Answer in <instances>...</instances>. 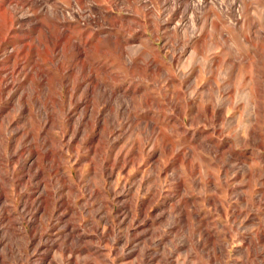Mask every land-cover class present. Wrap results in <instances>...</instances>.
<instances>
[{"label": "rangeland", "instance_id": "obj_1", "mask_svg": "<svg viewBox=\"0 0 264 264\" xmlns=\"http://www.w3.org/2000/svg\"><path fill=\"white\" fill-rule=\"evenodd\" d=\"M29 1L31 0H13L10 4L11 8L14 6L19 8H17V17L26 15L30 19L23 23H16L14 28L17 31H5L7 41L0 48V70L4 71L2 75L5 76L3 83H10L13 86L12 93L6 94L0 104V143H2L0 146L3 148L0 147V260L2 264H30L26 262L27 255L32 254L33 260H38L48 249L51 250L50 257L52 255L61 256V252L51 246L57 243H66L68 246L72 244L74 253L68 252L67 256L69 255L71 259H78L77 262L80 264H133L132 257L127 254L128 251L141 249L145 244L150 245L151 253L162 254L166 252L173 260L178 261L173 264H206V262L212 264L207 256V251H195L190 253V257L186 256L187 251L194 248L197 240L203 239L199 234L201 228H208L214 241L226 246L227 251H224V254H219L224 264H255L256 259L260 261L262 257L253 256L251 255L252 252H249L251 251L249 243L251 240H256L257 236L264 232V228H262L264 227V124L258 121L255 125L258 132L257 140L244 141L245 143L238 140L240 137L243 139L249 137L250 126L248 125L254 123L249 119L251 117L250 109H246L248 107L246 100L248 99H246L247 94L244 90L246 91V87H248L247 81H243V75L240 74L221 73L222 69H225L224 66L219 68L218 73L221 74L218 76L217 73L214 78L220 84L221 89L213 92L212 96H215L213 102L223 105L225 115L228 118L215 120L212 122L213 124L200 122L195 125L191 124L190 116L187 114L186 123H184L185 129L188 130L186 133L182 127L181 122L183 120L179 110L183 104L182 91L185 90L181 85L179 71L186 61L198 64L199 68L202 69L198 79L200 87L206 83V71L210 69L212 64H230L231 62L228 60L235 56L245 58L250 63L258 64L264 71V35L255 31L254 33L251 32L247 24L242 25L240 23L239 28L231 25L236 23L237 19L242 20L246 17V19L253 18V21L261 23L260 27H264V0H207V3H204L202 7H196L195 11L191 9L194 6L193 1H196L195 4H197L199 0H181L182 2L179 0H164L165 2L163 0H113L114 7H110L108 0L102 1L104 5L93 2L102 10H105L106 7L110 9L109 17L113 23V30L118 35L119 42L126 44L124 45L126 49L129 47L127 53L121 55L117 45L108 39H104V44L100 47L103 49L98 50V52L90 49L93 45L87 46L86 51L82 54L76 50L72 52V49L67 46L64 52L61 51V47L51 49L50 56L27 46L29 42L31 45H36L40 27L35 28L34 25L45 19L43 7L50 5V3L59 2L68 15L69 8H74V6L66 3V0H49L42 5L39 3L37 7L32 8V11H29L31 8L29 5H23V7L21 4ZM34 1L37 0H33V3ZM87 2L90 3L89 0ZM70 20L76 22L77 18L70 16ZM142 25L145 27L143 35ZM57 28L52 27V31L55 33L64 31L70 33L74 41H83L88 36H96H91L93 39L98 36L91 33L92 30L86 31L87 28L103 31L108 30L110 25L106 23L101 25L89 24L87 28L78 29L70 24H65ZM156 30L157 33H155ZM221 31L227 39L226 44L221 38ZM245 31L248 32L245 34ZM103 34L107 35L106 32ZM244 34L250 38V42L245 41V43L240 38ZM148 36L151 37L152 44L146 40ZM185 39L189 40L186 50L183 49ZM137 46L140 50L136 49ZM194 50L199 51L197 57H193L191 53ZM17 51L19 54L11 57V54ZM130 56H133V62L129 60ZM220 58L226 59L228 63L220 62ZM246 61L241 63L243 70L247 68L246 64L248 63ZM35 63L38 64V69L45 70L47 73L50 72L55 76L52 78L51 91L54 96L58 95L55 96L58 99L59 93L63 94L65 100L62 108H66L70 103L68 99L70 95L81 98L79 105L73 104L71 106V116L77 118L81 108H86L87 114L94 109L100 113L99 117L104 121L112 111L116 127L114 132L107 135L102 132V129H95L93 134H90L92 137L95 136L94 140L89 139L80 145L78 141H70V121L66 120L64 112L60 110L61 108L54 102L55 100L45 98L41 92L38 93L39 99L43 104L45 103L48 111L54 113L56 120L54 121L56 127L49 129L50 141L43 144L39 138L38 129L44 121V110L33 104H31L33 115L28 111L18 112L14 110V103L17 102L19 94L29 88L28 72L33 69ZM59 63L64 64L63 70L58 66L55 67L54 64ZM82 63L91 68V72L88 71L85 80L80 78L78 83L73 72L75 73L77 67ZM133 63L132 67L128 65ZM146 64L158 65L162 70L156 72L157 75L149 70ZM144 69L145 71H143ZM214 69L217 70V68ZM172 76L175 80L171 79ZM59 81H65L61 87H59ZM97 82L101 86L98 91L108 93L114 90L118 99L111 103L107 100L92 99L90 92L84 91V89L95 86L98 84ZM230 84L233 88L232 92ZM36 86L38 89L44 87L42 81L39 80ZM75 88L77 89L73 90ZM127 91L128 93L125 94ZM174 94L176 95L174 96ZM261 95L264 102V92ZM250 98L255 100V95L250 94ZM176 99L179 102H175ZM199 99L197 105L200 109L205 108L207 98ZM50 101L53 102V105ZM10 114L14 122L12 121V125L7 129L4 119ZM61 126L65 127V135L60 131ZM16 127H20V132L11 131ZM161 127L163 130L160 129ZM9 131H11L10 136ZM25 131L30 134L23 138ZM203 131L205 132L201 133ZM100 133L104 135L103 138H99ZM191 139L195 140L194 143ZM201 140H206V143L212 145L215 148L214 152L198 147L197 145ZM68 141L71 144L68 145ZM217 146L219 148H216ZM12 148L16 149L19 153L18 158H21V162H17L18 164L10 158L9 150ZM95 148L98 153L94 151ZM138 148H142L141 151ZM48 149L54 150V170L48 169L47 163L43 164L42 160H39L42 158V153ZM190 153L192 154L191 159L197 167L195 175L191 174L187 165L179 160L180 154L188 155ZM36 161H38V166H33L30 170V166L34 165ZM122 164L126 166L123 169L121 168ZM223 164L226 166L223 167ZM57 166L59 168H56ZM39 167H43V172L33 177V174L39 171ZM194 181L199 182V186ZM185 195L188 196L185 197ZM43 200H49L52 204L53 202L57 204L65 202L64 208L57 212L58 215H63V218L58 219L56 213L54 215L46 214V211L38 209L37 206ZM210 200H216L215 204L211 203ZM24 204H31L32 207L24 210ZM147 205L150 207V211L163 213L162 218L159 217L158 220L152 221L153 216L149 214ZM141 207H145L146 216L140 215ZM51 208L48 210L50 211ZM170 211H173V215H168ZM233 211L235 214L236 212L241 213L240 217L235 216ZM258 212L260 213L258 214ZM134 217H137L139 222L135 221ZM66 222L73 224L76 229L73 237H66L70 233L68 229L63 227ZM131 222H133V226H130ZM195 228L197 229L195 230ZM141 230L145 231V236L138 239L133 238L132 234ZM153 231L157 232V237L153 238L155 243L150 244L151 236L149 233ZM231 233L232 235H230ZM80 234L87 236L80 238ZM31 238H34L36 242L42 239V247L39 251L34 252L33 245L26 247L25 243ZM14 241L17 244L18 242L22 243L23 247L18 245L14 253L10 254L5 249V245ZM88 244L94 249L81 252L80 249L88 247ZM261 247H263L262 242L258 243V251L263 250L264 258V249ZM182 253L184 254L182 255ZM20 256L23 257L21 261L18 260ZM71 263L72 261L69 264Z\"/></svg>", "mask_w": 264, "mask_h": 264}, {"label": "bare ground", "instance_id": "obj_2", "mask_svg": "<svg viewBox=\"0 0 264 264\" xmlns=\"http://www.w3.org/2000/svg\"><path fill=\"white\" fill-rule=\"evenodd\" d=\"M13 0H0V48L2 46V44L7 41L6 40V35H5V31H11V32H14V31H17L15 28H14V25L16 23H23L27 20L30 19V17H27L26 15H23V16H18L17 17V8L18 7H13L11 8L10 7V4L12 3ZM45 1H49V0H40V1H34L33 3V0L27 2V3H21L22 6L23 5H29L31 8L29 9V11H32V8L34 7H37V5L40 3L41 5L43 3H45ZM103 0H89L90 3L87 2V0H66L65 2L74 6V8H76V10H74V8H69V15L72 16V17H75L77 18V21L76 22H72L70 20V16L66 13L65 11V8H63L59 2H53V3H50V5H46L43 7V11L44 12V15H45V19L40 22V23H36L34 25V27H40L39 29V35L38 37L36 38V45L34 46L30 44L27 45L30 47V49H37L39 52H44L46 54H48L50 56V50L51 49H56V48H60L61 47V51L64 52V50L68 47H70L72 49V52L73 50H76L78 51L80 54H82V52L86 51V47L87 46H90V45H93L92 47H90V49L92 50H96L98 52V50H101L103 48H100L101 46H103L104 44V39H108L109 41H111L114 45H117L118 46V49H119V53L121 55H124L125 53H127V49L129 48H125L124 45L126 44H123L121 42H119L118 40V35L114 32L113 30V23L109 17V15L111 14V11L108 7L105 8V10H102L101 8H99L98 6H95L93 2H95L96 4L98 5H104ZM164 1V0H163ZM171 1V0H170ZM181 1V0H179ZM241 1V0H240ZM109 4H110V7H114V1L113 0H108ZM165 2V1H164ZM175 2V1H174ZM182 2V1H181ZM196 1H193L194 3V6H192V11H195V8L198 7H202V5L204 3H207V0H199V2H197V4H195ZM168 3V2H167ZM177 3V2H176ZM225 3V1H224ZM161 4V3H160ZM210 4V3H209ZM217 4V3H216ZM235 4V3H234ZM163 5V4H162ZM183 5V4H182ZM218 5V4H217ZM223 5V4H222ZM229 5V4H228ZM247 5V4H246ZM13 6V5H12ZM186 6V5H185ZM24 7V6H23ZM173 7V6H172ZM176 7V5H175ZM174 7V8H175ZM224 7V6H223ZM231 7V6H230ZM240 7V6H239ZM21 8V7H20ZM167 8V7H166ZM177 8V7H176ZM184 8V7H183ZM186 8V7H185ZM222 8V7H221ZM220 8V9H221ZM229 8V7H228ZM19 9V8H18ZM42 9V8H41ZM179 9V8H178ZM235 9V8H234ZM239 9V8H238ZM23 10V9H22ZM35 10V9H34ZM174 10V9H173ZM227 10V9H226ZM244 10H247V9H244ZM180 11V10H179ZM222 11H223V8H222ZM24 12V11H23ZM174 12V11H173ZM232 12V11H231ZM88 13V14H87ZM176 13V12H175ZM180 13V12H179ZM185 13V12H184ZM193 13V12H192ZM196 13V12H195ZM190 14V13H189ZM231 14V13H230ZM235 14V12H234ZM42 15V14H41ZM61 15V16H59ZM157 15V14H156ZM173 15V14H172ZM182 15V14H181ZM196 15V14H195ZM199 15V14H198ZM223 15V14H222ZM38 16V15H37ZM36 17V16H35ZM84 17V18H83ZM183 17V15H182ZM43 18V17H42ZM235 18V17H234ZM233 18V19H234ZM74 19V18H73ZM231 19V18H230ZM250 19V18H249ZM246 19L243 18L242 20H239L237 19L236 20V23H232L231 25H234L235 27H238L239 24L241 23L242 25L244 24H247V27H249L250 31L254 33L257 32L258 34H262L264 35V27H260V24L258 22H255L253 21L252 19ZM129 20V19H128ZM159 20V19H158ZM195 20V19H194ZM101 21H103L102 23H106V24H109L110 25V28L108 30H101V29H94V28H87L89 24H94V25H101ZM157 21V20H156ZM184 21V20H183ZM192 21V20H191ZM223 22V21H222ZM263 22V21H261ZM65 24H70L71 26H75V28H78V29H82V28H87L86 31H90L92 30L91 33H95L97 36V38L93 39L91 38V36H88L86 39H84L83 41L81 40H75L73 39V36H71L70 33H67V32H64V31H59V32H54L52 31V27L54 28H57L58 26H61V25H65ZM180 24V23H179ZM188 24V23H187ZM191 24V23H189ZM33 25V24H32ZM157 25V24H156ZM161 25V24H160ZM182 25V24H181ZM221 25V24H220ZM264 25V24H263ZM179 26V25H178ZM189 26V25H188ZM187 26V27H188ZM213 26V25H212ZM222 26V25H221ZM16 27V26H15ZM19 27V26H18ZM17 27V28H18ZM69 27V26H68ZM92 27V26H91ZM161 27V26H160ZM185 27V26H184ZM183 27V28H184ZM186 27V28H187ZM192 27V26H191ZM220 27V26H219ZM245 27V26H244ZM259 27V28H258ZM26 28V27H25ZM123 28V27H122ZM157 28V26H156ZM226 28V27H225ZM239 28V27H238ZM58 29V28H57ZM133 29V28H132ZM155 29V28H154ZM193 29V27H192ZM208 29V28H207ZM222 29V28H221ZM253 29H256V30H253ZM54 30V29H53ZM144 30H145V27L142 25V35L144 34ZM189 30V29H188ZM211 30V29H210ZM220 30V29H219ZM237 30V29H236ZM246 30V29H245ZM20 31V30H19ZM32 31V30H31ZM82 31V30H81ZM116 31V30H115ZM185 31V30H184ZM216 31V30H215ZM225 31V29H224ZM76 32V31H75ZM74 32V33H75ZM103 32H106L107 35H102ZM133 32V31H132ZM136 32V31H134ZM238 32V31H237ZM248 31H245V34L247 33ZM80 33V32H79ZM85 33V32H84ZM155 33H157V30L155 31ZM191 33V32H190ZM193 33V32H192ZM210 33V32H209ZM239 33H240V30H239ZM10 34V33H9ZM15 34V33H14ZM76 34V33H75ZM81 34V33H80ZM90 34V33H89ZM219 34V33H218ZM242 35V37H240L244 42L247 41V42H250V38L247 36V35ZM16 35V34H15ZM220 35H221V38L224 40V44L227 43V39L225 38V35L224 33L221 31L220 32ZM229 35V34H228ZM240 35V34H239ZM253 35V34H252ZM255 35V34H254ZM14 36V35H13ZM36 36V35H35ZM204 36V35H203ZM227 36V35H226ZM258 36V35H257ZM256 36V37H257ZM9 37V36H8ZM7 37V38H8ZM17 37V36H15ZM92 37H96V36H92ZM186 37V36H185ZM192 37V36H191ZM190 37V38H191ZM205 37V36H204ZM28 38V37H27ZM140 38V37H139ZM158 38V37H157ZM229 39V37H227ZM33 39V38H32ZM148 41V43L152 44L153 41L151 39V37H147L146 39ZM221 40V39H220ZM20 41V40H19ZM63 41V42H62ZM188 39H185L184 42H183V49L186 50L187 48V45H188ZM241 42V41H239ZM27 43V42H26ZM142 43V42H141ZM144 43V42H143ZM246 43V42H245ZM13 44V43H11ZM146 44V42H145ZM231 44V43H230ZM229 44V45H230ZM260 44V43H259ZM8 45V44H7ZM20 46V44H18ZM137 45V44H136ZM262 45V44H261ZM264 45V44H263ZM33 46V47H32ZM133 46V45H132ZM232 46V45H231ZM149 47V46H147ZM22 48V47H21ZM174 48V47H173ZM230 48V47H229ZM255 48V46H254ZM137 50H140L139 46H137L136 48ZM147 49V48H145ZM188 49V48H187ZM200 49V48H199ZM24 50H25V47H24ZM29 50V49H28ZM27 50V51H28ZM136 50V51H137ZM150 50V49H149ZM176 50V49H175ZM15 51V50H14ZM54 51V50H53ZM59 51V50H58ZM68 51V50H67ZM88 51V50H87ZM133 51V50H132ZM19 51L17 52H14L11 54V57H15V54H19L18 53ZM29 52V51H28ZM55 52V51H54ZM53 52V53H54ZM139 52V51H138ZM137 52V53H138ZM36 53V52H35ZM77 53V52H76ZM130 53V52H129ZM193 54V57H197L198 56V53L199 51L198 50H194L191 52ZM58 54V53H56ZM55 54V55H56ZM72 54V53H71ZM189 54V53H188ZM43 55V54H42ZM74 55V53H73ZM94 55H97L94 53ZM226 55V54H225ZM239 55V54H238ZM32 56V55H31ZM66 56V55H65ZM77 56V55H76ZM140 56V55H139ZM151 56V55H149ZM191 56V55H190ZM241 56V55H240ZM248 56V55H247ZM95 57V56H94ZM246 57V56H245ZM20 58V57H19ZM18 58V59H19ZM26 58V56H25ZM39 58V57H38ZM54 58V57H53ZM126 58V57H124ZM141 58V57H140ZM174 58V57H173ZM182 58V57H181ZM224 58V57H222ZM220 58V62L224 63V62H227L230 61L231 63L230 64H212V66L210 67L209 70L206 71V83L204 84V86L200 87L199 85V82H198V79H199V76L202 72V69L199 68V65L198 64H193L192 62H188L186 61V63L182 64L183 65V68L181 69V71H179L178 73L180 74L179 77H181V85L182 87L185 89L184 91H182V94H183V104L179 107V110H180V116H181V119L183 120L182 123V127L184 128V132L188 133V130L185 129V126H184V123H186L185 121V118H186V115L188 114L190 116V122L191 124H198L200 122H205V123H212L214 122L215 120H226V118H228L226 115H225V111H224V108H223V105L221 103H215L213 102L215 96L213 97L212 94H214L213 92H216L219 88H220V84L216 81V79L214 77H216L217 73H218V69L220 68H223V66L225 67V69L221 71V73H224V74H230V75H233V73H236V75L240 74L241 76L243 75V78L242 80L243 81H247V85L248 87H246V91L244 90V92H246L247 94V97L246 99V105H248V107L246 109H250V113H251V117L249 118L250 120L254 121V123H251L250 125V128L248 130V134H249V137L248 138H238V140L240 141H245V142H251L253 140H257L258 139V132H257V129H255V125L258 123V121H261L263 122L264 124V102L262 101V93L264 92V71L261 69V67L258 66V64H253L252 62L250 63L249 61H246L245 58H241V57H238V56H235L234 58H230V60H226V59H222ZM238 58V60H237ZM261 58V56H260ZM9 59V58H8ZM14 59V58H13ZM27 59V58H26ZM50 59V58H49ZM64 59V58H63ZM84 59V58H83ZM139 59V58H138ZM191 59V58H190ZM197 59V58H196ZM76 60V59H75ZM93 60V59H91ZM128 60V59H127ZM129 60L131 62L134 61V58L133 56H130L129 57ZM145 60V59H143ZM150 60V59H149ZM194 60V59H193ZM257 60V59H256ZM26 61V60H25ZM47 61V60H46ZM51 61V60H50ZM55 62V60H53ZM63 61V60H62ZM175 61V60H174ZM192 61V60H191ZM196 61V60H195ZM199 61V60H198ZM247 62L248 64H246L247 68L245 70L241 69L242 67V62ZM262 61V60H261ZM19 62V61H17ZM48 63V62H47ZM79 63V62H78ZM77 63V64H78ZM138 63V62H137ZM192 63V64H191ZM263 63V62H261ZM34 64V63H33ZM37 65L35 63L33 69L28 72V76H29V81H30V85H29V88H27L26 90H24L21 94H19L20 96L18 97L17 99V102L14 103V110L15 111H28L30 112L31 115H33V111L31 110V104L35 105L37 108L39 109H42L44 110L43 113H44V121L40 124V129L39 130V138L41 139V142L43 144H46L48 143V141H50V131L49 129L53 128V127H56V125L54 124V121H56L54 119V113H51L50 111H48L49 109H46V106H45V103L43 104V102L41 101V99H39V96H38V93H43V96L45 98H49L51 100H55L54 102H56L59 106V108H61L60 110L62 112H64V117L66 118V120L70 121V130H71V133H70V141H78L79 145L80 144H84L85 142H87L89 139L91 140H94L95 136H91L93 134V131L95 129H102V132L103 133H106L107 135H110L112 132H114L115 130V125H114V116L112 114V111H111V114L109 117H107L106 119H104V121L101 120V117H99L100 113L94 109H92L90 111L89 114L88 113V110L86 108H81V111H80V114L78 115L77 118H74L73 116H71V106L74 104L76 105H79V103L81 102V98H75L73 95H70L68 97L69 99V104L66 108H62V105L64 104V97H63V94L60 92V97L59 99L58 98H55V96H58V95H53V92L51 91V83L53 82L52 81V78H54L55 76L52 75L50 72L47 73V71L45 70H41V69H38L37 68ZM56 65L55 67H60L62 68L63 70V65L64 64H54ZM130 67H132L134 65L133 64H128ZM148 65V68L149 70H151L153 73H158L160 70H162V68L158 65H153L151 66L150 64H146ZM9 67V66H8ZM144 67V66H143ZM15 68V67H14ZM76 68V67H75ZM146 68V67H145ZM181 68V67H180ZM202 68V66H201ZM214 68H217L214 69ZM8 69V68H7ZM56 69V68H55ZM90 69V70H89ZM135 69V68H134ZM148 70V69H147ZM20 71V70H19ZM90 71L91 72V68H89L86 64L82 63L80 66L77 67V70L74 74V76H76V80L77 82L79 83V80L81 78V80H85V78L87 77V72ZM96 71V70H95ZM134 71V70H133ZM132 71V72H133ZM138 71V70H137ZM145 71V69L143 70ZM142 71V72H143ZM4 71H1L0 70V104H1V100L4 99L5 95L6 94H10L11 92V89L13 90V86L12 84L10 83H3L4 81V77L2 75ZM67 72V71H65ZM169 72V71H168ZM47 73V74H46ZM97 73V72H96ZM140 73V72H139ZM156 73V74H157ZM220 73V74H221ZM26 74V73H25ZM56 74V73H55ZM155 74V75H156ZM218 73V76L220 75ZM18 75V74H17ZM99 75V74H98ZM97 75V76H98ZM103 75V73H102ZM123 75V74H121ZM152 75V74H151ZM158 75V74H157ZM160 75V74H159ZM13 76V75H11ZM25 76V75H24ZM48 76H50L49 78H47ZM92 76V75H91ZM145 76V75H144ZM175 76V75H174ZM174 76L171 77L172 80H175L174 79ZM22 77V76H21ZM69 77H72V76H69ZM153 77V76H152ZM178 77V79H179ZM225 77V76H224ZM92 78V77H91ZM94 78V77H93ZM103 78V77H102ZM155 78V76H154ZM221 79H224L222 77H220ZM228 78V77H227ZM233 78V77H232ZM16 79V77H15ZM14 79V80H15ZM18 79V78H17ZM141 79V77H140ZM156 79V78H155ZM177 79V80H178ZM219 79V78H218ZM21 80V78H20ZM42 81V84L44 85L43 88H37L36 86V83L37 81ZM116 80V79H115ZM125 80V79H124ZM169 80V79H168ZM241 80V81H242ZM10 81V80H9ZM16 81V80H15ZM22 81V80H21ZM24 81V80H23ZM114 81V80H113ZM117 81V80H116ZM166 81V80H165ZM170 81V80H169ZM17 82V81H16ZM65 81L61 82L59 81L58 84H59V87H61L63 85ZM72 82V81H71ZM92 82V81H91ZM124 82V81H123ZM158 82V81H157ZM229 82V81H228ZM15 83V82H14ZM26 83V82H25ZM81 84L83 82H80ZM98 83V82H97ZM120 83V82H119ZM122 83V82H121ZM24 84V83H23ZM76 84V83H75ZM118 84V83H117ZM173 84V83H172ZM179 84V83H178ZM233 84V83H232ZM15 85V84H14ZM73 85V84H72ZM123 85V84H122ZM169 85V84H168ZM176 85V84H175ZM231 85V84H230ZM41 86V85H40ZM80 86V85H79ZM179 86V85H177ZM24 87V85H23ZM26 87V86H25ZM73 87V86H72ZM101 86H99V83L96 84L95 86H92L91 88L90 87H86V89H84V91H87V92H90L91 96H92V99H98V100H107L109 101V103H111L112 101L118 99V97H116V92L114 90H109L110 92L108 93H105V92H100L98 91L100 89ZM116 88V86H115ZM145 88V87H144ZM223 88V87H222ZM231 92L233 91V88H232V85H231ZM77 88L73 89V90H76ZM120 89V88H119ZM171 89V88H169ZM173 89V88H172ZM221 89V88H220ZM235 89V87H234ZM241 89V88H240ZM225 90V89H224ZM243 90V89H242ZM18 91V90H17ZM16 91V92H17ZM107 91V90H106ZM136 91V90H134ZM146 91V90H144ZM175 91V90H174ZM177 91H180V90H177ZM143 92V91H142ZM172 92V91H171ZM226 92V91H225ZM229 92V91H228ZM12 93V92H11ZM81 93V92H80ZM128 91L125 93L127 94ZM148 93V92H147ZM239 93V92H238ZM138 94V93H137ZM144 94V93H143ZM146 94V93H145ZM165 94V93H164ZM224 94V93H223ZM250 94L252 95H255V100L254 98H250ZM14 95V94H13ZM66 95V94H65ZM85 95V94H84ZM168 95V94H166ZM176 94H174L175 96ZM120 96V95H119ZM122 96H124L122 94ZM121 96V97H122ZM145 96V95H144ZM149 96V95H147ZM169 96V95H168ZM167 96V97H168ZM173 96V97H174ZM199 96L200 99H202L203 97L207 98L206 99V102H207V105L205 108L203 109H200L199 105H197V101L199 98H197ZM231 96V94H230ZM86 97V96H85ZM133 97V96H131ZM166 97V98H167ZM171 97V96H170ZM179 97V96H178ZM87 98V97H86ZM127 98V97H126ZM141 98V97H140ZM147 98V97H146ZM150 98V97H149ZM177 98V97H175ZM224 98V97H223ZM6 99V98H5ZM172 99V98H171ZM182 99V98H181ZM199 99V100H200ZM220 99V98H219ZM229 99V98H228ZM43 100V99H42ZM45 100V99H44ZM84 100V99H83ZM93 100V101H94ZM177 100V99H176ZM175 102H179L178 100ZM204 100V99H203ZM202 100V101H203ZM232 100V99H231ZM147 101V99H146ZM145 101V102H146ZM151 101V100H150ZM170 101V100H169ZM217 101V100H216ZM225 101V99H224ZM233 101V100H232ZM14 102V101H13ZM51 102V101H50ZM86 102V101H85ZM126 102V101H125ZM158 102V101H157ZM204 102V101H203ZM205 102V103H206ZM53 102H51L52 104ZM97 103V102H96ZM116 103V102H115ZM223 103V102H222ZM137 104V103H136ZM144 104V103H143ZM201 104V103H200ZM229 104V103H228ZM53 105V104H52ZM108 105V104H107ZM121 105V104H120ZM119 105V106H120ZM123 105H125L123 103ZM148 105V104H147ZM180 105V104H178ZM202 105V104H201ZM237 105V104H235ZM234 105V107H236ZM122 106V105H121ZM141 106V105H139ZM172 106V105H171ZM90 107V106H89ZM95 107V106H94ZM114 107V106H113ZM148 107V106H147ZM161 107V106H160ZM159 107V108H160ZM1 108V106H0ZM73 108V107H72ZM99 108V107H98ZM163 108V107H162ZM244 108V107H243ZM9 109V108H8ZM76 109V108H75ZM129 109V108H128ZM166 109V108H165ZM13 110V109H11ZM243 110V109H242ZM36 112V111H35ZM39 112V111H38ZM59 112V111H58ZM169 112V111H168ZM41 113V112H40ZM128 113V111H127ZM245 113V111H244ZM262 113V114H261ZM16 114V113H15ZM35 114V113H34ZM59 114V113H58ZM118 114V113H117ZM62 115V114H61ZM175 116V115H174ZM244 116V115H243ZM249 116V115H248ZM261 116L263 117L261 119ZM42 117V116H40ZM177 117V116H176ZM60 118V117H59ZM58 118V119H59ZM1 119V118H0ZM117 119V118H116ZM180 119V120H181ZM13 117L10 115L6 116V118L4 119L5 121V124H6V128L7 127H10L12 124V121H13ZM31 120V118H30ZM138 120V119H137ZM155 120V119H154ZM181 120V121H182ZM73 121V122H72ZM235 121V120H234ZM14 122V121H13ZM33 122V121H32ZM139 122V121H138ZM148 122V121H147ZM175 122V120H174ZM37 123V122H36ZM149 123V122H148ZM225 123V122H224ZM240 123V122H239ZM32 124V123H31ZM38 124V123H37ZM57 124V123H56ZM61 124V123H60ZM64 124V123H63ZM158 124V123H156ZM178 124V123H177ZM213 124V123H212ZM36 125V124H35ZM146 125V124H144ZM188 125V124H187ZM202 125V124H201ZM222 125V124H221ZM229 125V124H227ZM25 126V125H24ZM110 126V127H109ZM33 127V126H32ZM114 127V129H113ZM140 127H142L140 125ZM216 127V126H215ZM257 127V126H256ZM58 128V127H57ZM62 131V133L64 134L65 133V130L63 128V126L60 127ZM220 128V127H219ZM248 128V127H247ZM8 129V128H7ZM32 129V128H31ZM56 129V128H55ZM146 129V128H145ZM144 129V130H145ZM162 129V127L160 128ZM159 129V130H160ZM218 129V128H216ZM264 129V128H263ZM2 130V129H1ZM23 130V129H22ZM157 130V129H156ZM163 130V129H162ZM12 132H15V133H18L20 132V127H16V128H13L11 129ZM11 131H9V136L11 135ZM68 131V130H67ZM224 131V130H223ZM36 132V131H35ZM101 132V131H100ZM149 132V131H148ZM205 131L201 132V133H204ZM247 132V131H246ZM92 133V134H91ZM164 133V132H163ZM260 133V132H259ZM30 133L28 132H23V138H26L28 137ZM45 134V135H44ZM91 134V135H90ZM162 134V133H161ZM160 134V135H161ZM216 134V133H215ZM54 135V134H53ZM65 135V134H64ZM188 135V134H187ZM99 138H103L104 135L102 133H100L99 135ZM145 136V135H144ZM149 136V135H148ZM152 136V134H151ZM163 136V135H162ZM209 136V135H208ZM211 136V135H210ZM38 137V136H37ZM146 137V136H145ZM201 137V136H200ZM246 137V136H244ZM264 137V136H263ZM7 138V137H6ZM34 138V137H33ZM205 138V137H204ZM157 139V138H156ZM211 139V138H210ZM1 140V139H0ZM208 140H209V137H208ZM70 141H68V145L71 144ZM190 141V140H189ZM191 141L194 143V139H191ZM100 142V141H98ZM207 141L206 140H201L199 142V145H197L198 147H202V148H205V149H208V150H211L214 152V147L208 143H206ZM244 142V143H245ZM94 143V142H93ZM257 143V142H256ZM2 144V143H0ZM39 144V143H38ZM195 144H198V143H195ZM65 145V144H64ZM190 145V144H188ZM252 145V144H251ZM259 145V144H258ZM264 145V144H263ZM39 147V145H37ZM50 146V145H49ZM52 146V145H51ZM168 146V145H167ZM260 146V145H259ZM258 146V147H259ZM1 147V146H0ZM174 147V146H173ZM191 147V146H190ZM195 147V146H194ZM245 147V145H244ZM255 147V146H254ZM2 148V147H1ZM216 148H219L218 146ZM3 149V148H2ZM140 149V148H138ZM142 149V148H141ZM140 149V151H141ZM189 149V148H188ZM195 149V148H193ZM199 149V148H198ZM262 149V148H261ZM30 150V149H29ZM78 150V149H77ZM197 150V149H196ZM194 150V151H196ZM10 158L15 160V162H21V158H18L19 157V153L16 151V149H10ZM74 151V150H73ZM94 151H96L98 153V150H96V148L94 149ZM139 151V152H140ZM76 152V151H75ZM78 152V151H77ZM227 152V151H226ZM95 153V152H94ZM160 153V152H159ZM201 153V152H200ZM103 154V153H102ZM140 154H142L140 152ZM223 154V153H222ZM28 155V154H27ZM202 155V154H201ZM103 156V155H102ZM134 156V155H133ZM177 156V155H176ZM191 156L192 154H188V155H182L180 154L179 155V160L182 162V163H185L190 171L191 174H194L197 170V167L195 166L194 162L192 161L191 159ZM42 158H39V160L41 159L43 164H45V162L47 163L48 165V169L50 170H54L55 169V166L53 164V157H54V150L53 149H48L46 150L45 152L42 153ZM101 157V156H100ZM139 157V156H138ZM18 158V159H17ZM136 158V157H135ZM142 158V157H141ZM221 158V157H220ZM194 159V158H193ZM217 159V158H216ZM233 159V158H232ZM25 160V159H24ZM106 160V159H104ZM131 161V160H130ZM129 161V162H130ZM139 161V160H138ZM160 161V160H159ZM177 161V160H176ZM196 161V160H195ZM223 161V160H222ZM232 161V160H231ZM124 162V161H123ZM197 162V161H196ZM208 162V161H207ZM139 163V162H138ZM213 163V162H212ZM224 163V162H223ZM18 164V163H17ZM119 164V163H118ZM126 164V163H125ZM125 164H122L121 168H125ZM131 164V163H130ZM38 166V161L35 162L34 165L30 166V170H32V167L33 166ZM210 165V164H209ZM136 166V165H135ZM223 167L226 166V164H223L222 165ZM234 166V165H233ZM45 167V166H44ZM97 167V166H96ZM158 167V166H157ZM222 167V168H223ZM56 168H59V166H57ZM137 168H138V165H137ZM182 168V167H181ZM202 168V167H200ZM206 168V167H205ZM178 169H179V166H178ZM227 169V168H226ZM43 167H39V171L34 173L33 174V177H36L38 174H40V172H43ZM163 170V169H162ZM218 170V169H217ZM246 170V169H245ZM254 170V169H253ZM101 171V170H100ZM103 171V170H102ZM165 171V169H164ZM203 171V170H201ZM200 171V172H201ZM47 172V171H46ZM97 172V171H96ZM163 172V171H162ZM102 173V172H101ZM167 173V172H166ZM202 173V172H201ZM251 173V172H250ZM183 174V173H182ZM260 174V173H259ZM195 175V174H194ZM197 175V174H196ZM263 175V173H262ZM191 176V175H190ZM250 176V175H249ZM81 177V176H80ZM187 177V176H186ZM202 177V176H201ZM204 177V176H203ZM209 177V176H208ZM263 177V176H262ZM207 178V177H206ZM217 178V177H216ZM253 178V177H252ZM159 179V178H158ZM218 179V178H217ZM205 180V178H204ZM209 180V179H208ZM258 180V179H257ZM260 180V179H259ZM160 181V180H159ZM226 181V180H225ZM39 182V180H38ZM204 182V181H203ZM206 182V181H205ZM211 182L213 183V181L211 180ZM215 182V181H214ZM250 182V181H249ZM263 182V181H262ZM26 183H28V180H26ZM25 183V184H26ZM33 183V182H32ZM194 183L199 186V182H196L194 181ZM222 183V182H221ZM220 183V184H221ZM225 183V182H223ZM208 184V183H207ZM187 185V184H186ZM189 185V183H188ZM192 185V184H191ZM219 185V183H218ZM224 185V184H223ZM228 185V184H227ZM263 185V184H262ZM225 186V185H224ZM260 186V185H259ZM189 187V186H187ZM201 188V187H200ZM204 188V187H203ZM220 188V187H219ZM249 188V187H248ZM193 189V188H192ZM233 189V188H232ZM15 190V189H14ZM22 190V189H21ZM25 190V189H24ZM190 190V188H189ZM198 190V189H197ZM208 190V189H207ZM203 191V190H202ZM226 191V190H225ZM198 192V191H197ZM216 192V191H215ZM246 192V190H245ZM199 193V192H198ZM218 193V192H217ZM223 193V192H222ZM226 193V192H225ZM247 193V192H246ZM9 194V193H8ZM189 194V193H188ZM191 194V193H190ZM202 194V193H201ZM239 194V193H238ZM262 194V193H261ZM19 195V194H18ZM203 195V194H202ZM232 195V194H231ZM264 195V194H263ZM188 196V195H187ZM185 195V197H187ZM201 197V195H199ZM255 196V194H254ZM159 197V196H158ZM238 197V196H237ZM262 197V195H261ZM202 198V197H201ZM204 198V197H203ZM202 198V199H203ZM212 198V197H210ZM97 199V197H96ZM190 199V198H189ZM205 199V198H204ZM216 199V198H215ZM260 199V198H259ZM158 200V199H157ZM262 200V199H261ZM216 201V200H215ZM215 201L213 200H210L211 203L215 204ZM229 201V200H228ZM257 201V200H256ZM264 201V200H263ZM184 202V201H183ZM197 202V201H196ZM195 203V202H194ZM247 203V202H246ZM249 203V201H248ZM251 203V202H250ZM178 204V203H177ZM222 204V203H221ZM220 204V205H221ZM66 205L65 202H61L59 204L53 202V204L51 203V201L49 202V200H43L41 201V203L37 206L38 209H41L43 211H46L45 213L47 214H51V215H54V213H56V217L58 219H62L63 218V215L59 214L58 215V211L59 210H62L64 208V206ZM151 205V204H150ZM195 205V204H194ZM206 205V204H205ZM217 205V204H216ZM52 206V208H51ZM143 206V205H142ZM148 206V205H147ZM261 206V205H260ZM32 205L31 204H24V210H28L29 208H31ZM251 207V206H250ZM264 207V206H263ZM51 208V210L49 211L48 209ZM145 207H141V209L139 210L140 212V215L141 216H146V213L147 211H145L144 209ZM148 210L150 209V207H146ZM172 208V207H171ZM217 208V207H216ZM227 208V207H226ZM261 208V207H260ZM259 208V209H260ZM138 209V208H137ZM170 210V209H169ZM175 210V209H174ZM213 210V208H212ZM216 210V209H215ZM42 211V212H43ZM49 211V212H47ZM91 211V210H90ZM150 211V210H149ZM244 211V209H243ZM258 211V210H257ZM41 212V213H42ZM92 212V211H91ZM226 212V211H225ZM234 212V211H233ZM252 212V211H251ZM99 213V212H98ZM254 213V211H253ZM256 213V212H255ZM260 212H258L259 214ZM92 214V213H91ZM149 214H151L153 216V219L152 221H154V219L158 220L159 217L162 218V214L160 213H157V212H153V211H150ZM235 214V212H234ZM251 214V213H250ZM168 215H173V211H170L168 212ZM177 215V214H176ZM241 213L239 212H236L235 216H239L240 217ZM50 216V215H49ZM106 216V215H105ZM135 216V215H134ZM190 216V215H189ZM170 217V216H169ZM178 217V216H177ZM221 217V216H220ZM226 217V216H225ZM258 217V216H257ZM100 218V217H99ZM248 218V217H247ZM252 218V217H251ZM255 218V217H254ZM135 221L139 222V220L137 219V217H134ZM230 219V218H229ZM260 219V218H259ZM147 220V219H146ZM171 220V218H170ZM262 220V219H261ZM65 221V220H64ZM236 221V220H235ZM246 221V220H245ZM179 222V221H178ZM233 222V221H232ZM98 223V222H97ZM157 223V222H156ZM259 223V222H258ZM23 224V223H22ZM252 224V223H251ZM176 225V224H175ZM194 225V224H193ZM208 225V224H207ZM256 225V224H255ZM261 225V224H260ZM130 226H133V222L130 223ZM178 226V225H177ZM239 226V225H238ZM14 227V226H13ZM26 227V226H25ZM64 229H68L70 231V233L68 235H66V237H73V233L76 231L75 227L73 226V224H71L70 222H66L64 224ZM140 227V225H139ZM143 227V226H141ZM161 227V226H160ZM164 227V226H163ZM228 227V226H227ZM28 228V227H27ZM62 228V227H61ZM165 228V227H164ZM264 228V227H262ZM190 229V228H189ZM194 229V228H193ZM197 228H195L196 230ZM235 229V228H233ZM246 229V228H245ZM259 229V228H257ZM155 230V229H154ZM167 230V228H166ZM165 230V231H166ZM164 231V232H165ZM227 232V231H226ZM238 233V232H237ZM162 234V233H161ZM165 234V233H164ZM199 234L200 236L203 237V239H198L196 244L194 245V248L191 249L192 250H189L187 251L186 253V256L187 257H190V253H193L195 251H207V256L209 257L210 259V262L212 264H224V262L220 259L219 257V254H224L223 252L224 251H227V248H225L226 246L225 245H221L220 243H217L216 241H214V238H213V235L211 234V232L209 231L208 228H201L199 229ZM226 234V233H225ZM133 235V238H141L143 236H145V231L141 230L137 233H134L132 234ZM149 235L151 236V238L149 239V242L150 244H154L155 242H153V238H156L157 236V232L156 231H153V232H150ZM176 235V234H175ZM232 235V233L230 234ZM240 235V234H239ZM14 236V235H13ZM87 235L85 234H80L79 237L80 238H83V237H86ZM155 236V237H154ZM162 236V235H161ZM164 236V235H163ZM234 236V235H233ZM238 236V235H237ZM241 236V235H240ZM255 237V236H254ZM29 238V237H28ZM128 238H130L128 236ZM243 239V238H242ZM26 240V239H25ZM28 240V239H27ZM76 240V239H75ZM116 240V239H115ZM128 240V239H127ZM175 241V239H173ZM172 240V241H173ZM196 240V239H195ZM240 240V239H239ZM246 240V239H245ZM129 241V240H128ZM128 241H126V243H128ZM147 241V240H146ZM26 242V241H25ZM66 242V241H65ZM73 242V241H72ZM107 242V241H106ZM148 242V243H149ZM177 242V241H176ZM219 242V241H218ZM262 242L263 243V248L264 249V232H262L261 234H259V236H257V239L256 240H251L250 243H249V247H250V250L249 252H252L251 255L253 256H259V257H262V259L260 261H258V259H254L256 261L255 264H264V258H263V254H262V251H258V243ZM189 243V242H188ZM175 244V243H174ZM245 244V243H244ZM22 246L23 247V244L22 243H19L18 244L14 241V242H9L8 244L5 245V249L8 250V252L10 254H13L14 253V250L17 246ZM26 247L27 246H30V245H33V250L34 252L36 251H39L42 247V239H40V241L36 242V240L34 238H31L30 241L26 242L25 243ZM111 245V244H110ZM143 245V243H142ZM55 250L57 251H60V255L61 256H58V255H52L51 257L49 256V253L51 250H46L45 253L43 254V256L36 260L34 259L33 260V256L32 254H29L26 256V262L27 263H30V264H69L71 261L72 263L71 264H80L78 263V259L75 260V259H71L70 256L68 255L67 256V253L70 252L71 254L74 253L73 251V245L71 244L70 246H68V244H64V243H57V244H54V245H51ZM72 246V247H71ZM171 246V245H170ZM177 246V245H176ZM248 248V247H247ZM91 249H94L93 246L89 245L88 244V247H84L82 249H80V251H88V250H91ZM173 249V248H172ZM151 249H150V245L148 244H145L144 247H142L141 249H134V250H130L128 251V256L129 257H132V260H133V264H173V263H177L178 261L177 260H173L169 254H166L165 253H162V254H158L156 252H153L151 253L150 252ZM167 251V250H166ZM55 253V252H54ZM53 253V254H54ZM69 253V254H70ZM34 254V253H33ZM57 254V253H56ZM89 254V253H88ZM122 254V253H121ZM175 254V253H174ZM184 253H182L183 255ZM197 254V253H196ZM204 254V253H203ZM78 255V254H77ZM91 255V254H90ZM11 256V255H10ZM94 256V255H93ZM176 256V255H175ZM19 257V256H18ZM86 257V256H85ZM186 257V259H187ZM87 258V257H86ZM92 258V257H91ZM96 258V257H95ZM177 258V257H176ZM228 258V257H227ZM248 258V257H247ZM23 259L22 256H20V258H18L19 261H21ZM89 259V258H88ZM93 259V258H92ZM97 259V258H96ZM181 259V258H180ZM201 259V258H200ZM208 259V260H209ZM91 260V259H90ZM12 261V260H11ZM86 262V261H85ZM226 262V261H225ZM0 264H2L1 260H0ZM89 264H93V263H89ZM96 264V263H95ZM113 264V263H112ZM196 264V263H195ZM203 264V263H202ZM207 264V262H206Z\"/></svg>", "mask_w": 264, "mask_h": 264}]
</instances>
